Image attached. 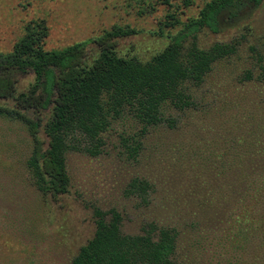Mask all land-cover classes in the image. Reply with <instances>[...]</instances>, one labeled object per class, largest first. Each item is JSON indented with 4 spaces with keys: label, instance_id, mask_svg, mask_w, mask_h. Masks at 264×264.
Returning <instances> with one entry per match:
<instances>
[{
    "label": "rangeland",
    "instance_id": "obj_1",
    "mask_svg": "<svg viewBox=\"0 0 264 264\" xmlns=\"http://www.w3.org/2000/svg\"><path fill=\"white\" fill-rule=\"evenodd\" d=\"M207 1L0 0V52L12 50L28 22L42 19L47 50L119 26L134 33L117 38V55L145 62ZM221 21L219 32L200 29L197 45L238 39V51L217 61L194 89L196 107L168 106L175 127L162 123L145 135L130 115L113 120L98 155L67 153L65 194L36 189L26 166L31 137L22 122L0 116V264H71L93 236L95 207L116 208L124 233H139L150 222L175 228L180 264H264V198L255 191L264 173V81L252 50L264 54V3ZM32 82V73L18 77L17 93ZM126 139L141 141L136 158L128 155ZM133 178L151 185L145 205L125 193Z\"/></svg>",
    "mask_w": 264,
    "mask_h": 264
},
{
    "label": "trees",
    "instance_id": "obj_2",
    "mask_svg": "<svg viewBox=\"0 0 264 264\" xmlns=\"http://www.w3.org/2000/svg\"><path fill=\"white\" fill-rule=\"evenodd\" d=\"M157 1L170 6L174 0ZM179 1L191 4V0ZM262 3L264 0L207 1L197 18L185 22L167 45L145 62L116 53L117 38L134 33L131 29L113 26L96 38L47 50L43 45L47 36L44 20L28 22L12 50L0 52V100L4 101L0 116L22 122L31 137L26 166L36 189L51 197L67 193V153L74 150L98 155L104 143L102 134L115 119L132 116L141 124L142 135L162 123L175 127L177 121L166 116V108L194 109V89L205 81L217 61L235 54L240 44L232 39L201 48L195 41L196 33L200 29L219 32L222 17L235 20L244 10ZM252 50L257 77L264 81V54ZM28 73L33 74V82L17 93L18 77ZM132 141L134 144L126 139L124 146L128 155L136 158L141 141ZM256 181L261 201L264 173H259ZM150 189L147 180L133 178L125 193L145 205ZM243 213L247 217L245 210ZM93 216V236L80 246L71 264H180L175 257V228L150 222L141 232L129 234L122 231V215L116 208L95 207Z\"/></svg>",
    "mask_w": 264,
    "mask_h": 264
}]
</instances>
